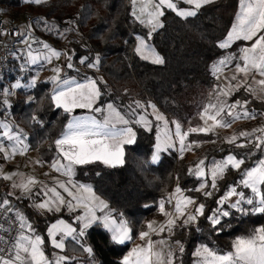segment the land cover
<instances>
[{"label": "snow or ice", "instance_id": "obj_1", "mask_svg": "<svg viewBox=\"0 0 264 264\" xmlns=\"http://www.w3.org/2000/svg\"><path fill=\"white\" fill-rule=\"evenodd\" d=\"M23 2L42 6L47 0ZM129 3L131 19L148 29L136 37L133 53L153 64H163L164 58L150 43L153 34L164 27L161 18L169 11L185 20L196 17L215 0H129ZM79 23H82L79 17L70 18L64 22L67 26L62 27L42 16L23 30L0 31V36H8L14 44L23 46L13 53L17 60L23 61L20 71L28 72L31 66H37L38 73L51 66L53 75L46 82L52 88L47 99L66 121L60 133L51 139L50 157L34 161L37 166L48 167L49 171L44 173L50 177L48 182L18 171L6 173L0 167V179L11 182L13 189L0 194V264H74L76 257L65 253L69 241L92 257L93 248L87 244L86 237L94 225L110 233L115 244L135 245L119 264H182L184 243L180 239L172 240L178 229L195 227L200 232L198 225L202 218L210 233L219 235L231 227V218L264 215V126L224 137L223 143L247 151L229 152L219 160L199 158L187 169V174L197 182L195 186L182 188L177 176L174 189L156 204L163 221H145L139 229L123 212L111 207L93 185L76 179L77 169L82 166L97 163L108 168L123 166L126 146L136 143L140 129L152 132L155 128L154 151L149 160L140 163L143 169L158 164L162 153L176 152L184 159L185 153L200 147V141L189 139L193 135H218L217 129L231 128L241 119L264 118V111L249 107L253 100L264 103V0H238L230 29L217 45L225 51L211 66L216 83L208 93L207 103L197 113L199 123L189 122L187 127L177 120L170 121L151 101L130 99L124 104L119 97L112 96L102 76L81 73L78 65L99 71L102 64L99 53L77 56L72 48L59 49L34 35L42 27L50 36L67 39V33L78 31ZM62 57L63 62L56 63ZM69 70L76 75H71ZM38 81L37 74L27 83L18 78L9 87L0 85V105L10 107V97L16 95V89L36 88ZM124 95H128L127 90ZM238 95L243 98H236ZM35 99L29 95L24 103H34ZM7 115L0 112L3 117L0 158L4 161L31 150L28 134ZM30 121L33 126L45 127L39 112H34ZM257 152L259 158H255ZM247 161L252 164H246ZM232 172L238 179L229 183L226 177ZM95 174L101 175L99 171ZM25 200L29 201L28 207L45 219L43 234L16 203ZM209 200L213 207H209ZM136 240L140 243H135ZM48 245L58 251L49 255ZM192 255L193 264H264V224L236 236L225 249L200 244Z\"/></svg>", "mask_w": 264, "mask_h": 264}, {"label": "trees", "instance_id": "obj_2", "mask_svg": "<svg viewBox=\"0 0 264 264\" xmlns=\"http://www.w3.org/2000/svg\"><path fill=\"white\" fill-rule=\"evenodd\" d=\"M125 1L49 0L42 6H36L23 3L22 0H0V7L5 12L26 8L38 16H46L48 21L62 27L67 26L64 22L68 19L79 17L82 23H79L76 33L80 34L81 40H72L71 46L77 56H95L97 53L101 55L99 73L107 81L113 97H119L124 104L129 103L130 99L151 101L171 120L181 122L184 127L189 122L193 125L199 123L197 113L207 103L208 93L216 83L211 75V66L225 51L217 45L230 29L238 10V0H217L204 6L196 17L186 20L167 12L162 18L164 27L157 30L150 41L156 52L164 58L163 64H153L133 53L136 37L144 35L147 30L131 19L130 7L126 6ZM125 41L128 43L125 44ZM233 49L237 50V46L234 45ZM21 63L22 60H12V71L0 79V85L7 87L20 77L28 81L34 75L32 72L20 71ZM74 73L70 71L71 75ZM50 90L51 84L46 81L39 82L36 88L19 89L9 107V115L28 134L31 149L37 151L41 159L50 157L48 147L51 139L60 133L66 122L60 110L50 105L47 99ZM125 90L127 96L124 95ZM29 95L36 99L34 103L26 104L24 101ZM243 95L236 98H243ZM248 99L252 100V97L249 96ZM249 107L257 112L264 111V103L258 100H253ZM0 112H3V105H0ZM34 112H39L43 118L44 128L32 125L30 116ZM189 139L200 142L215 140L214 144L208 143L206 156L209 159L215 157L219 160L229 152L243 154L247 151L222 143L219 135H193ZM154 144L155 130L147 132L140 129L137 131L136 143L126 146L123 166L108 168L97 163L77 169L76 179L98 189V194L111 207L123 212L137 229L145 221L162 217L156 204L174 189L177 176L180 177L179 184L184 189L194 187L197 183L195 178L187 174V169L192 164L180 159L176 152L166 153L158 164L142 169L140 163L150 159ZM259 156L260 153L257 152L255 158ZM246 164L251 165L252 161H247ZM97 171L101 173L100 176L95 174ZM236 179L238 175L235 172L226 177L229 183ZM8 191L9 185L0 179V194ZM16 203L26 211L43 234L45 219L28 207L29 201ZM207 203L209 207L214 206L211 200ZM261 224H264V215L237 216L231 218V227L216 235L210 233L207 222L201 218L198 225L200 232L195 227L178 229L172 240L180 239L184 243L182 264H193L195 257L192 253L200 244L225 249L236 236ZM86 242L93 248L92 257L81 252L74 243L66 242L65 253L76 257L74 264H119L131 246L130 242L126 245L115 244L111 241L110 233L95 225L88 230ZM46 251L51 255L58 250L48 245Z\"/></svg>", "mask_w": 264, "mask_h": 264}, {"label": "rangeland", "instance_id": "obj_3", "mask_svg": "<svg viewBox=\"0 0 264 264\" xmlns=\"http://www.w3.org/2000/svg\"><path fill=\"white\" fill-rule=\"evenodd\" d=\"M48 1L49 0H47V2ZM215 1H217V0H215ZM185 7H187V6H185ZM2 10H3L4 14L7 17L14 18V19H17V20H20V21H23L25 18H27L29 16H31L32 18H34V20L37 19V18H39V17H41V16H38L37 14L31 13L26 8H23V9H21V8L20 9H11V10H9V12H5L4 11V8ZM49 22L55 23L53 21H49ZM144 28L148 31V29L146 27H144ZM34 35H36L37 37H40V38L45 39L48 43L52 44L53 46H55V47H57L59 49H64V48H72V49H74L71 46V43H69V41H72V40H81L80 39V37H81L80 34H78L76 32H69V33H67L66 34L67 35V39H57L55 36H50L48 33H46L43 30L42 27L37 28V30L35 31ZM62 62H63V57L61 58L60 61H57L56 63L59 64V63H62ZM50 67L51 66H48L44 70H39L38 73H37V71H36L37 66H31V69L32 70L31 71H28V72H32L34 75H37L38 74L39 75V81H38V83H39L41 81H47L48 78L53 75V73L50 71ZM78 67L80 68L81 71L90 73L89 76H93V75L94 76H102V75H97V73H96L97 71L94 70V69H85L83 66H80V65H78ZM19 79H21V82L22 83H27V81H24L21 77ZM11 84L12 83L8 84L7 87H9ZM51 88H52V85H51ZM29 89H31V88H29ZM17 90H19V89H16L15 92H17ZM14 97H15V95H13L12 97H10V104L12 103V100H13ZM157 109L161 113H163L171 121V119L164 112H162L158 107H157ZM3 112H5V113L8 114L7 115V118L9 120L14 121L11 118V116L9 115V106H3ZM2 118L3 117H0V119H2ZM260 126H264V118H257L255 120H244V119H241L239 121H236L232 125L231 128H228V129H217V133L221 137V142L223 143V138L226 137V136H231L232 134L238 133L240 131H245V130L246 131H251L253 128L260 127ZM153 130H155V128ZM208 145L209 144L207 142H201L200 147H195L192 152L185 153L184 160L187 161V162H189V163H191V164H193L199 158L205 157L206 156V151H207ZM164 154H166V153H162L161 154V158H162V156ZM37 159H41L40 156H39V154L37 153V151H34V150L31 149L26 155H23V156L18 155L14 159L9 160V161H4L2 158H0V167H2L3 171L6 172V173L18 171V172L24 173L25 176L32 175V176L37 177L40 180H43L45 182H48L50 180V177L44 176V173L45 172H48L49 169H48L47 166L40 167V166L35 165L34 164V161H36ZM53 175H55V174H53ZM76 175H77V173H76ZM61 179H63V177H61ZM6 183L9 185V191H13V189L10 188V183L11 182L6 181ZM86 184H89V183H86ZM163 219L164 218L161 217V218L155 219V220L158 221V222H162ZM135 243H140V241L139 240H136ZM133 246H135V245L133 243H131V246L130 247H133Z\"/></svg>", "mask_w": 264, "mask_h": 264}, {"label": "built area", "instance_id": "obj_4", "mask_svg": "<svg viewBox=\"0 0 264 264\" xmlns=\"http://www.w3.org/2000/svg\"><path fill=\"white\" fill-rule=\"evenodd\" d=\"M125 4L127 7H130L129 0H126ZM33 20L34 18L31 16L25 18L23 21L7 17L0 7V31L23 30ZM21 47L23 46L14 44L10 37L0 36V79L12 71L11 62L15 58L13 53ZM18 54L20 55L21 53Z\"/></svg>", "mask_w": 264, "mask_h": 264}, {"label": "crops", "instance_id": "obj_5", "mask_svg": "<svg viewBox=\"0 0 264 264\" xmlns=\"http://www.w3.org/2000/svg\"><path fill=\"white\" fill-rule=\"evenodd\" d=\"M149 61V60H148ZM150 62V61H149ZM80 72L81 73H85L84 71H81L80 70ZM87 73V72H86ZM97 73V75H101L100 73H99V71L98 72H96ZM88 75H90V73H87ZM74 75H76V73H74ZM99 164V163H98ZM88 166V165H87ZM104 166V165H103ZM83 167V166H82ZM106 167V166H105ZM119 167H121V166H119ZM118 168V167H117ZM82 183V182H81Z\"/></svg>", "mask_w": 264, "mask_h": 264}, {"label": "water", "instance_id": "obj_6", "mask_svg": "<svg viewBox=\"0 0 264 264\" xmlns=\"http://www.w3.org/2000/svg\"><path fill=\"white\" fill-rule=\"evenodd\" d=\"M79 111V110H78Z\"/></svg>", "mask_w": 264, "mask_h": 264}]
</instances>
